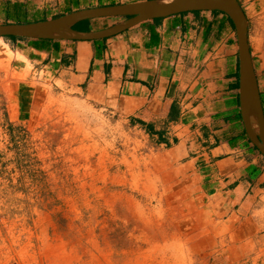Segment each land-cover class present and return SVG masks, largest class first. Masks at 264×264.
<instances>
[{"label": "rangeland", "instance_id": "1", "mask_svg": "<svg viewBox=\"0 0 264 264\" xmlns=\"http://www.w3.org/2000/svg\"><path fill=\"white\" fill-rule=\"evenodd\" d=\"M35 1L56 17L136 0ZM239 1L264 101V0ZM164 156L123 117L0 58V264H216Z\"/></svg>", "mask_w": 264, "mask_h": 264}, {"label": "crops", "instance_id": "2", "mask_svg": "<svg viewBox=\"0 0 264 264\" xmlns=\"http://www.w3.org/2000/svg\"><path fill=\"white\" fill-rule=\"evenodd\" d=\"M34 3L0 0V23L54 18ZM0 58L145 133L165 154L170 195L208 229L215 263L264 264V155L245 133L238 37L225 14L184 12L99 40L0 37Z\"/></svg>", "mask_w": 264, "mask_h": 264}, {"label": "water", "instance_id": "3", "mask_svg": "<svg viewBox=\"0 0 264 264\" xmlns=\"http://www.w3.org/2000/svg\"><path fill=\"white\" fill-rule=\"evenodd\" d=\"M193 11L224 12L235 26L239 45L241 115L247 136L264 155V109L248 40V19L239 0H136L80 8L42 21L0 23V37L99 40L148 20ZM97 18L122 20L98 30L79 31L74 28L82 21ZM254 125L258 126V130Z\"/></svg>", "mask_w": 264, "mask_h": 264}, {"label": "bare ground", "instance_id": "4", "mask_svg": "<svg viewBox=\"0 0 264 264\" xmlns=\"http://www.w3.org/2000/svg\"><path fill=\"white\" fill-rule=\"evenodd\" d=\"M76 104V102H70V103H67V104H65V106H66V108H68L69 110H72V112L75 110V113H78V112H80V111H76V108H75V105ZM83 112H84V110H83ZM85 112H87V111H85ZM80 113H82V111L80 112ZM76 116V115H75ZM254 128H255V130H258V126L257 125H254Z\"/></svg>", "mask_w": 264, "mask_h": 264}, {"label": "trees", "instance_id": "5", "mask_svg": "<svg viewBox=\"0 0 264 264\" xmlns=\"http://www.w3.org/2000/svg\"><path fill=\"white\" fill-rule=\"evenodd\" d=\"M214 12H217V13H223V14H225V15L230 19V17H229L226 13H224V12H220V11H214ZM108 19L117 20V19H119V18H108ZM230 20H231V19H230ZM231 21H232V20H231ZM74 28L77 29V25L74 26ZM6 38H16V37H6ZM245 133H246V132H245Z\"/></svg>", "mask_w": 264, "mask_h": 264}]
</instances>
